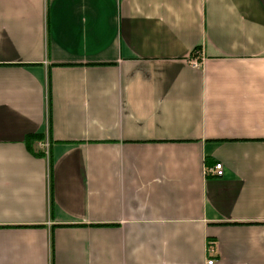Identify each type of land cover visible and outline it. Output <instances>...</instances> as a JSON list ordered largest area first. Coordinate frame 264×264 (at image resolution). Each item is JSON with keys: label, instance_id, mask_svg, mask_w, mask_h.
I'll return each mask as SVG.
<instances>
[{"label": "crops", "instance_id": "0c3cea01", "mask_svg": "<svg viewBox=\"0 0 264 264\" xmlns=\"http://www.w3.org/2000/svg\"><path fill=\"white\" fill-rule=\"evenodd\" d=\"M210 258L264 264V0H0V264Z\"/></svg>", "mask_w": 264, "mask_h": 264}, {"label": "built area", "instance_id": "2783aa9c", "mask_svg": "<svg viewBox=\"0 0 264 264\" xmlns=\"http://www.w3.org/2000/svg\"><path fill=\"white\" fill-rule=\"evenodd\" d=\"M192 66L193 67H197L198 63L196 61L192 62ZM47 106V105H46ZM46 123H49V113H48V106L46 107ZM48 131L46 133L45 136V140L42 143H39V150L42 151L44 154L48 155V151H49V141H48ZM210 173L214 176V177H221L223 175V166L221 163H215L212 170L210 171ZM207 252L209 254L215 253V249L213 248L212 245H208L207 248ZM213 263V259H209L207 261V264H212Z\"/></svg>", "mask_w": 264, "mask_h": 264}, {"label": "trees", "instance_id": "16d2710c", "mask_svg": "<svg viewBox=\"0 0 264 264\" xmlns=\"http://www.w3.org/2000/svg\"><path fill=\"white\" fill-rule=\"evenodd\" d=\"M196 50H197V48H196ZM48 82L49 81L47 79V85H48L47 95L49 96V83ZM47 106H48V112H49V104ZM44 140H45V135L43 133H29V134H26L24 137V145H25L28 152H30V153L34 154L35 156H38V157H44L45 154L42 151L37 150L35 147V145L37 143H42ZM48 157H49V155H48Z\"/></svg>", "mask_w": 264, "mask_h": 264}]
</instances>
